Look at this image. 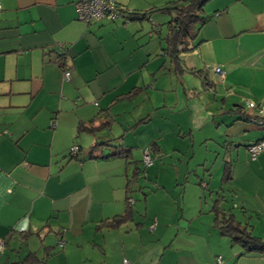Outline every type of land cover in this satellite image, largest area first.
Masks as SVG:
<instances>
[{"label":"crops","instance_id":"obj_1","mask_svg":"<svg viewBox=\"0 0 264 264\" xmlns=\"http://www.w3.org/2000/svg\"><path fill=\"white\" fill-rule=\"evenodd\" d=\"M77 1L0 0V239L5 242L0 264H19L31 253L43 259L37 264H122L123 259L130 264H217V257L221 264H264V254L241 255L222 237L211 212L214 201L224 196L222 207L234 220L264 239V151L254 161L246 151L264 139V131L237 119L252 114L246 102L264 104V0L208 1L197 33L201 44L180 56L183 75L162 55L164 42L162 47L155 43L154 51L161 47L160 56L168 62L167 73L179 78V103L194 98L208 103L210 121L219 118L226 126L228 154L220 177L210 178L207 201L200 196L182 198L179 206L167 201L160 212L149 211L144 198L147 224L131 198L142 174L136 178L135 166L122 158L89 159L88 151L103 141L131 151L120 144L122 136L111 134L121 104H148L147 113L158 109L161 101L152 92L167 89L158 82V76H166L161 72L164 63L157 73L146 64L153 51L152 34L161 35L164 27L165 35L169 20L156 9L174 0H114L115 21L89 24L78 19ZM151 9L140 21L123 17ZM58 55H64L68 80ZM212 67L222 69L221 81ZM190 70L202 71L214 91L204 90L202 76ZM186 76L198 80L202 93L197 85L185 84ZM165 78L166 83L175 80ZM135 88L142 90L116 100ZM97 116L111 120L109 128L77 134L79 123ZM147 121L141 117L136 125ZM74 145L79 148L75 159L69 153ZM112 153L109 148L105 152ZM227 164L230 180L223 181ZM201 186L208 188L205 182ZM127 196L131 219L115 229L99 228L123 215Z\"/></svg>","mask_w":264,"mask_h":264},{"label":"rangeland","instance_id":"obj_2","mask_svg":"<svg viewBox=\"0 0 264 264\" xmlns=\"http://www.w3.org/2000/svg\"><path fill=\"white\" fill-rule=\"evenodd\" d=\"M164 32V27H162L161 35L152 34L153 51L149 59L150 64H146V67L147 70L157 73V68L164 63L162 75L175 79L173 74L167 73L168 62L160 56L162 47L160 38L163 37ZM155 43H159L161 46L157 51H154ZM143 73H146L145 68ZM166 76H158V82H164L163 86L167 89L161 92H152V95L157 96L161 101V103H156L158 109L147 113L150 108L148 104L142 106L139 102L134 104L125 102V106L121 104L114 112L115 117H113L115 121L112 124L111 134L115 137L122 136L120 144L131 148L132 161H137V165L141 169L142 178L133 184L131 192V198L134 199L133 206L141 208V212L145 199L149 211L159 210L160 212L166 210L167 201L178 206L183 199L187 201L189 197L195 199L200 196L201 200L207 201L211 191L210 178L213 177V180H217V175L220 177L222 162L226 160L228 154V138L226 139L224 136L226 126L220 125L219 118V121L216 120L215 123L210 121L212 113L208 103L204 105L196 98H194L196 101L179 103L180 93L177 87L179 78L174 81L168 79V83H166ZM196 81L198 80L186 76L185 84L198 86ZM198 91L202 93L200 83ZM133 105L134 107H132ZM140 116L148 121L136 125ZM248 125L251 126L250 123ZM184 134L185 139L183 140ZM152 143H156L158 151L149 150L152 165L146 171L147 167L143 164V151L150 149ZM231 150L234 149L231 148ZM162 156L165 157L161 160ZM121 161L124 162V160ZM202 182L207 183L208 188H201ZM140 218L144 222L147 220L143 217V212L140 213ZM145 223L147 224V221ZM61 264L65 263L62 261Z\"/></svg>","mask_w":264,"mask_h":264},{"label":"trees","instance_id":"obj_3","mask_svg":"<svg viewBox=\"0 0 264 264\" xmlns=\"http://www.w3.org/2000/svg\"><path fill=\"white\" fill-rule=\"evenodd\" d=\"M210 0H174L167 4V6L163 8L156 9V11L164 12L168 15L169 20L165 24L166 33L162 38V41L165 44L164 49H162V55H164L169 62V65L173 67V70L180 75L186 72L185 69L182 67V63L180 60V56L182 54L188 53L196 49L201 42H197V33L198 29L204 24L205 18L203 16V9L206 3ZM155 11V10H154ZM153 12V9L149 11H145L143 13L137 12H130L124 14V18L126 21H140L148 17V15ZM64 55H58L57 63L61 65V68L65 70V64L63 57ZM68 72V71H67ZM189 74L194 76H202L203 78V89L209 91H214L211 83L207 80L206 75L202 73V71H193L190 70ZM211 85V86H210ZM213 89V90H212ZM142 90V88H135L132 91L120 95L116 98V100L122 99H129L133 95ZM258 106L264 104H256ZM246 108L249 109L246 105ZM251 110V109H249ZM252 114L247 115L246 117H237L238 120H243L251 125L255 126L256 128L262 130L260 127H257L255 124L250 122V118L254 116V111ZM234 113L241 114L239 109H234L232 111ZM53 122V121H52ZM111 120H106L105 118L100 119V116L95 117L94 119L88 121L87 123H79L77 127V134L81 133H89L91 135L109 128L111 124ZM261 140H257L256 142L252 143L255 144ZM250 144L249 146H251ZM76 146V145H74ZM156 144H151L150 149L154 151V147ZM247 146V148L249 147ZM113 149L114 153L107 155L105 154L107 149ZM79 152V148H78ZM78 152L75 155H71V158H76ZM70 153V152H69ZM89 159H102V160H109L114 158H122L126 161V164L134 165L137 172L135 173V177L137 178L141 170L137 168V162L132 161L131 158V151L130 149H126L122 146H114L110 141H103L95 143L88 151ZM150 167V166H149ZM145 171V170H142ZM223 181L230 180V167L227 164L223 171ZM202 184V183H201ZM202 187V186H201ZM204 188V187H202ZM127 194L130 192L127 189ZM226 202V198L224 196L219 195V197L214 201L211 212L214 214V227L217 229L219 234L222 237L229 239L233 247H236L241 255L245 254H264V239L257 238L252 236L251 233L245 228L240 225V223L234 220V217L227 212L226 209L222 207V204ZM126 208L123 215L114 217L111 220H105L102 224H100L99 228L105 229H115L119 227L121 224L125 223L126 221L131 219L132 215V208L130 199L127 196L125 200ZM48 226V225H47ZM46 225L43 226L42 229H46ZM48 228V227H47ZM23 237H26L28 233H20ZM4 241V240H3ZM5 243V242H4ZM3 243V244H4ZM59 246L62 247V242L59 243ZM124 260V259H123ZM122 260V261H123ZM126 260V259H125ZM43 259H38L32 253L29 254L22 262L19 264H37L42 262ZM128 261V260H127Z\"/></svg>","mask_w":264,"mask_h":264},{"label":"built area","instance_id":"obj_4","mask_svg":"<svg viewBox=\"0 0 264 264\" xmlns=\"http://www.w3.org/2000/svg\"><path fill=\"white\" fill-rule=\"evenodd\" d=\"M77 17L84 23H91L93 21H115L118 17L117 5L114 0H78L76 3ZM65 52H63L64 54ZM213 74L217 77L218 81L223 79V71L219 67L211 68ZM69 72H64L63 77L65 80L69 79ZM213 90V89H212ZM249 109L254 111V116L250 118V122L260 127L264 131V105H256L253 102H246ZM53 126V125H52ZM247 154L251 161H254L256 157L264 151V140H261L255 144H252L247 148ZM71 155H75L78 152L77 146H72L69 149ZM143 164L145 167L152 165L150 153L147 149L143 151ZM156 222L150 226V230L155 229ZM3 251V241L0 239V253ZM217 264H221V257H217ZM122 264H130L127 260H123Z\"/></svg>","mask_w":264,"mask_h":264}]
</instances>
